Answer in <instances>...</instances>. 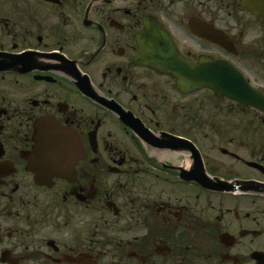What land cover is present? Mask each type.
I'll use <instances>...</instances> for the list:
<instances>
[{
	"label": "flooded vegetation",
	"instance_id": "obj_1",
	"mask_svg": "<svg viewBox=\"0 0 264 264\" xmlns=\"http://www.w3.org/2000/svg\"><path fill=\"white\" fill-rule=\"evenodd\" d=\"M148 25L264 95V0H0V264H264V112L182 92Z\"/></svg>",
	"mask_w": 264,
	"mask_h": 264
},
{
	"label": "water",
	"instance_id": "obj_2",
	"mask_svg": "<svg viewBox=\"0 0 264 264\" xmlns=\"http://www.w3.org/2000/svg\"><path fill=\"white\" fill-rule=\"evenodd\" d=\"M215 40V39H212ZM142 54L140 59L150 67L167 73L176 79V84L182 92L209 88L222 97H228L244 105H254L264 111V96L250 87L243 76L224 60H199L192 64L184 60L171 43L170 37L157 26L148 25L138 36ZM9 68L12 60L4 63ZM63 137L70 140L73 136L65 131ZM51 147L61 155L64 146L60 143L51 144ZM74 164L66 159L63 165L52 162L51 170L61 174L69 170Z\"/></svg>",
	"mask_w": 264,
	"mask_h": 264
}]
</instances>
